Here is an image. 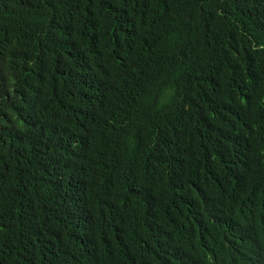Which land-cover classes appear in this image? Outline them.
<instances>
[{
    "label": "trees",
    "instance_id": "16d2710c",
    "mask_svg": "<svg viewBox=\"0 0 264 264\" xmlns=\"http://www.w3.org/2000/svg\"><path fill=\"white\" fill-rule=\"evenodd\" d=\"M0 264H264V0H0Z\"/></svg>",
    "mask_w": 264,
    "mask_h": 264
}]
</instances>
